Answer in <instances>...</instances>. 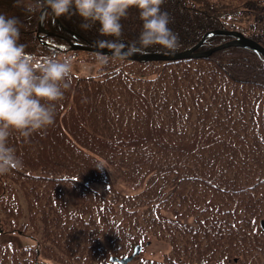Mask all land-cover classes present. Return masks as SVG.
I'll return each mask as SVG.
<instances>
[{
  "label": "trees",
  "instance_id": "16d2710c",
  "mask_svg": "<svg viewBox=\"0 0 264 264\" xmlns=\"http://www.w3.org/2000/svg\"><path fill=\"white\" fill-rule=\"evenodd\" d=\"M31 4L0 0V13L20 19V42L43 60L59 51L39 40L38 15L27 11ZM161 7L179 37L174 50L139 45L136 8L121 21L119 38L101 34L98 23L82 29L78 14L57 19L49 12L45 25L55 33L44 39H118L137 52H176L209 29L239 28L264 44V0H165ZM231 37L210 33L198 49ZM83 52L106 59L98 77L73 76L52 126L29 138H10L23 166L0 175V212L38 244L21 252H3L0 245V264H119L110 256L129 254L150 238L168 242L170 249L162 258L128 264H207L235 257L241 264H264V56L239 45L169 61ZM118 61L131 64L117 69ZM127 73L139 76L135 89L122 80ZM119 94L122 103H116ZM141 99L149 101L147 108ZM161 124L168 136L163 143L154 135Z\"/></svg>",
  "mask_w": 264,
  "mask_h": 264
},
{
  "label": "clouds",
  "instance_id": "9594fccd",
  "mask_svg": "<svg viewBox=\"0 0 264 264\" xmlns=\"http://www.w3.org/2000/svg\"><path fill=\"white\" fill-rule=\"evenodd\" d=\"M165 0H32L27 11L38 15L41 22L50 12L54 17L78 14L88 30L97 23L99 32L119 38L121 21L131 8L139 10L142 31L139 45H161L174 50L179 37L170 27V15L162 11ZM21 21L0 13V175L23 166L16 149L10 145L13 133L29 138L55 123L57 102L62 101L73 79L75 57L53 55L43 60L29 54L20 42ZM98 46L111 48L116 57L123 52L118 41H98ZM106 62L103 57H98Z\"/></svg>",
  "mask_w": 264,
  "mask_h": 264
},
{
  "label": "rangeland",
  "instance_id": "374dc122",
  "mask_svg": "<svg viewBox=\"0 0 264 264\" xmlns=\"http://www.w3.org/2000/svg\"><path fill=\"white\" fill-rule=\"evenodd\" d=\"M92 62H83V61H80L78 59H75V62H74V67H73V72L79 74V75H85V74H91V73H95L97 69V61H95L94 59L92 60ZM117 62V61H116ZM119 63H122V61H118ZM127 64H131V63H128V62H125ZM100 65H103V66H106L105 63H102ZM132 68V66H131ZM122 80L125 82L128 83L127 87L130 88L132 82L129 80V78H127V75H125L124 77H122ZM135 89V87L133 88ZM140 88H138V90L136 91H139ZM123 99H124V96L122 94H119L117 96V100H116V103L117 102H123ZM149 99V98H147ZM141 101L143 102L144 104V107L147 108L149 106V101L148 100H142ZM153 106V104H152ZM136 108V107H134ZM167 111V110H166ZM162 114V116L166 115V112L165 111H161L160 112ZM124 115V114H123ZM122 126H119L118 128H120ZM161 127H164V125L162 126V124L160 125L159 128H156L154 130V135H155V139L159 142H166V141H163V138L164 137H167V134L166 133H163V131H161ZM16 234L14 232H7V233H0V240L2 241H9L11 239H14L13 238V235ZM16 239H18L17 241L19 242V240H21V242L23 244H27V243H33L34 242V239L29 237V236H25V235H17L16 234ZM20 243V242H19ZM169 248V246L164 243V242H161V241H156V240H153L150 242V244H147V246L143 249V251L141 252V256H147V257H153V256H157V257H160L162 252L167 250ZM215 264V263H213ZM228 264H238V262H229Z\"/></svg>",
  "mask_w": 264,
  "mask_h": 264
},
{
  "label": "water",
  "instance_id": "95a60500",
  "mask_svg": "<svg viewBox=\"0 0 264 264\" xmlns=\"http://www.w3.org/2000/svg\"><path fill=\"white\" fill-rule=\"evenodd\" d=\"M40 30H42V27L40 28ZM235 34H237L238 38L233 40V41H230L228 44H232V43L249 44V45H252V46L264 51V49L260 45H258L257 43L253 42V40H251V39H249L247 37H244L241 32H236ZM74 47L94 50V51H98V52H102V53H107V52L113 51L111 48H109L107 46H98V45H90L89 46V45L74 44ZM123 53L127 54L129 57H133V58H136V59L173 58V57L184 56V55H188L189 54L188 52H182V53H179V54H176V55H171V54H134L131 51H127V50H124V49H123ZM207 53L208 52H206L204 54H207ZM139 250H140V246L137 247V249L135 250V253L139 252ZM133 255H131L129 257L122 258L121 261L125 262L129 258L133 257Z\"/></svg>",
  "mask_w": 264,
  "mask_h": 264
}]
</instances>
